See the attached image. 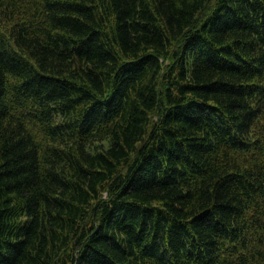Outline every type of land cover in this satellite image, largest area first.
Listing matches in <instances>:
<instances>
[{"label":"trees","instance_id":"1","mask_svg":"<svg viewBox=\"0 0 264 264\" xmlns=\"http://www.w3.org/2000/svg\"><path fill=\"white\" fill-rule=\"evenodd\" d=\"M0 264H264V0H0Z\"/></svg>","mask_w":264,"mask_h":264},{"label":"bare ground","instance_id":"2","mask_svg":"<svg viewBox=\"0 0 264 264\" xmlns=\"http://www.w3.org/2000/svg\"><path fill=\"white\" fill-rule=\"evenodd\" d=\"M237 250V249H236Z\"/></svg>","mask_w":264,"mask_h":264}]
</instances>
